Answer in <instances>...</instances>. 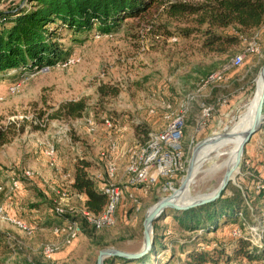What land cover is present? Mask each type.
I'll use <instances>...</instances> for the list:
<instances>
[{
	"label": "rangeland",
	"instance_id": "374dc122",
	"mask_svg": "<svg viewBox=\"0 0 264 264\" xmlns=\"http://www.w3.org/2000/svg\"><path fill=\"white\" fill-rule=\"evenodd\" d=\"M23 1L0 0V11L23 5ZM168 1L198 5L209 0ZM167 9L166 3L153 6L139 17L123 19L110 33L98 34L92 28L75 40L69 30L60 29L58 41L68 53L65 60L32 72L0 75V129L9 137L0 147V264H95L97 252L103 248L138 251L146 211L178 187L193 146L206 136L226 132L251 106L264 60V22L246 30L217 28L199 23L198 14ZM211 32L235 34L237 39L205 43ZM235 59H242L239 66L233 64ZM225 71L230 76L227 79ZM79 100L85 105L79 116L46 117L60 103ZM178 115L182 118L181 166L167 178L158 177L149 188L127 184V150L143 143L146 134L162 132ZM83 160L99 190L110 183L132 188L123 190L111 221L100 227L91 226L81 215L85 198L72 188L75 166ZM243 161L253 164L258 181L264 183V118L245 143L225 193L247 190ZM108 165L114 168L110 179ZM207 166H201L188 185V193L195 199L211 194L223 177L222 173L205 174ZM39 202L43 205L41 218L51 214L53 206L55 212L83 218L91 237L78 222V230L59 231L37 223L40 218L29 209ZM261 209L264 202L250 211L251 219L248 215L242 220L244 230L256 226L250 227L253 245L264 235ZM17 221L26 228L19 229ZM153 222L160 239L167 234L191 235L169 218ZM228 228L224 225L204 239H224ZM161 243L163 256H156L153 264H161L158 260H165L163 264L167 260L168 264L184 262L176 245ZM240 257L235 258L227 248L217 255L216 264H264V256L257 260Z\"/></svg>",
	"mask_w": 264,
	"mask_h": 264
},
{
	"label": "trees",
	"instance_id": "16d2710c",
	"mask_svg": "<svg viewBox=\"0 0 264 264\" xmlns=\"http://www.w3.org/2000/svg\"><path fill=\"white\" fill-rule=\"evenodd\" d=\"M23 2V5L18 4L0 11L1 77L6 76L10 71L32 72L34 69L52 67L65 60L68 53L58 41L60 29L69 30L73 40L78 39V34L88 33L92 28L98 34H107L112 32L123 19L139 17L151 7H158L159 4L166 3L170 13L198 14L199 23H208L217 28L236 26L237 30H246L264 22V0H209L198 5L179 1L165 2V0H24ZM209 37L205 43H232L237 39L235 34L223 35L212 32ZM84 108V102L80 100L63 102L46 117L59 119L79 116ZM148 138L146 134L145 139L141 140L143 143H138L136 146L145 144ZM8 141L6 131L0 129V147ZM88 166V162L84 160L75 166L72 188L85 196L83 210L97 215L105 207L107 197L88 176L86 171ZM241 168L243 177L249 185L244 193L237 190L235 193L227 194L225 188L213 201L184 210L166 209L158 216L157 221L169 218L181 231L191 233L190 236L180 238L167 234L160 239L153 222L152 245L146 254L133 260L110 256L104 259L103 264H125L128 261L137 264H153L157 259L156 256L160 258L163 256L162 241L173 243L178 247L179 253L184 257L182 264H216L217 255L226 252L227 248L231 249L235 258L240 256L243 259L245 257L254 260L262 258L264 256V235L253 245L250 227L256 226H246L247 230H244L242 220H247L245 216L248 215L250 216L248 219H251L254 206L264 202V187L253 191V187H256L260 178L253 164H245L243 161ZM12 180L16 181L18 186V181ZM122 197L123 190L121 199ZM42 206L39 202V204H34L29 211L34 210L36 214H40ZM50 208L52 213H45L43 218L40 215L37 223L42 222V226L50 228H65L67 225L78 222L81 230L91 237V229H87V223L83 218L69 216L63 212L57 213L53 206ZM251 210H253L252 213ZM262 212L264 209L260 210V217ZM260 217L256 221L252 220L251 224L257 223ZM224 225H229L228 230L224 232V239H204L206 234L213 233ZM232 227L239 232L238 236L230 235ZM164 261L158 260L161 264ZM169 262L167 260L166 264ZM36 264L48 263L38 262Z\"/></svg>",
	"mask_w": 264,
	"mask_h": 264
},
{
	"label": "bare ground",
	"instance_id": "6f19581e",
	"mask_svg": "<svg viewBox=\"0 0 264 264\" xmlns=\"http://www.w3.org/2000/svg\"><path fill=\"white\" fill-rule=\"evenodd\" d=\"M260 89L261 81L260 79H258V87H256L255 94L251 100V106L247 108V111L244 112V114L234 123L232 127H230V129H228L224 133L214 134L210 138H207V140L202 143V145L199 146L198 149L195 151L191 177L188 180L186 187L182 190H179L178 194L176 195L177 197L175 196L176 202L181 203L182 200H185V202H183V204H185L198 199H195V197H191L187 189L195 173L202 170L201 166H206L208 164V166L203 170V172L208 175L216 173H222L224 175L226 171L236 168L237 150L240 146L244 133L248 130L254 120L255 108L258 102ZM181 125L182 118L179 115L175 116L162 132H151L145 144L141 146H134L127 150L128 152L125 173L128 176V183L137 185L139 184L142 175H144L141 184H143L145 188H149L150 185L155 184V182L157 181L156 179L158 177L167 178L171 176L174 171L181 166V161L184 154L180 144V138L182 136ZM173 126H176V142L164 143L163 146L162 142L164 135H166V133H168L173 128ZM151 144H154L156 146H153V148H151ZM148 149L150 150L147 151ZM164 151L177 153V155L179 156L178 166H170L168 167V171L158 172V159L164 156ZM106 175L109 179L113 177V166L108 165L106 167ZM100 190L107 197V203L103 210L97 215H94L86 210H82L81 214L88 221V223L94 227H100L103 224H106L111 221L114 209L116 205L119 204L122 195V190H124V188L110 183L108 185L103 186ZM64 195L65 192L62 193V196ZM129 196L132 197L133 195L129 194ZM132 200L133 202L135 201L134 198H132ZM150 209L148 210V212L150 211ZM57 213H62V211H59ZM107 213L108 218H106ZM261 221L263 222L260 224V226L264 229V218H262ZM15 224L19 229L24 230L26 228V225L21 223L20 221H17ZM65 228L67 230H78L77 224L75 222L70 225H67ZM55 230L59 231V228L56 227ZM236 233L237 234L233 236L239 235L238 231H236ZM47 252L48 250H46V253Z\"/></svg>",
	"mask_w": 264,
	"mask_h": 264
},
{
	"label": "water",
	"instance_id": "95a60500",
	"mask_svg": "<svg viewBox=\"0 0 264 264\" xmlns=\"http://www.w3.org/2000/svg\"><path fill=\"white\" fill-rule=\"evenodd\" d=\"M258 79L261 81V89L259 93V98L258 102L255 108V117L248 128V130L244 133L240 146L237 150V156H236V168L230 169L226 171L218 184V186L215 188V190L209 194L206 195L205 197H202L200 199H196L194 201H191L187 204L183 203H178L175 200V196L178 194L179 190H182L183 188L186 187L188 180L191 177V172H192V167H193V162H194V156H195V151L198 149L199 146L204 143L207 138H210L211 136H206L203 139L199 140L192 148L190 157L187 162V166L185 169V174L182 176L180 183L177 188H173L171 193L165 197H160V201L156 203L155 205L153 204L149 208L150 211L144 216V221H143V241L140 249L136 252H125L116 248H103L98 250L97 256H96V263L95 264H103V261L106 257L110 256H120L123 258H126L128 260H133L137 259L144 254H146L152 245V222L157 219V217L165 210V209H175V210H184L188 209L191 207H195L210 201L215 200L216 198L219 197L220 193L226 188L227 184L231 181L232 179V174L234 171H237L238 165L240 162L241 154L243 151V147L245 143L250 139L251 135L255 133L260 125L261 122L264 118L263 115V105H264V60L262 62V65L258 71Z\"/></svg>",
	"mask_w": 264,
	"mask_h": 264
},
{
	"label": "built area",
	"instance_id": "2783aa9c",
	"mask_svg": "<svg viewBox=\"0 0 264 264\" xmlns=\"http://www.w3.org/2000/svg\"><path fill=\"white\" fill-rule=\"evenodd\" d=\"M240 62H242V59H235L233 61V64L236 66H239ZM210 110H211V107L209 108V111ZM202 116H206V115H202ZM175 128H176V126H173V128L168 133H166V135H164L163 142H162L163 146H164V143L176 142L177 135H175ZM153 146H156V145L151 144V148H153ZM150 149H148L147 151H149ZM178 158H179V156L177 155V153H171L170 151H164V156L162 158L158 159V161H159L158 172L168 171V167H170V166H178ZM143 176L144 175H142V178H143ZM142 178L140 179L139 186H141ZM128 186H130V185H128ZM262 187H264V183L261 181H258L256 183V187H254L253 191L256 189H262ZM140 190H141V187H140ZM0 193H1V184H0ZM0 215H1V205H0ZM106 218H108V213L106 215ZM235 234H237L236 230L234 227H232V229L230 231V235H235Z\"/></svg>",
	"mask_w": 264,
	"mask_h": 264
},
{
	"label": "crops",
	"instance_id": "0c3cea01",
	"mask_svg": "<svg viewBox=\"0 0 264 264\" xmlns=\"http://www.w3.org/2000/svg\"><path fill=\"white\" fill-rule=\"evenodd\" d=\"M226 73H227V74H226ZM224 76H225L224 79H227V77H228V78L230 77L229 74H228V72H226V71H225V73H224ZM232 81H233V80H232ZM127 177H128V176H127ZM127 177H126L127 180L125 181L126 183H128V178H127ZM125 189H126V190H125ZM135 189H136V187H135L133 190H135ZM129 190H132V188H131V187H130V189H128V187H125V188H124V192H125V191L128 192ZM134 192H135V191H134ZM83 196H84V195H83ZM84 198H85V196H84ZM31 211H34V210H31ZM34 212H35V211H34ZM34 215H35V217L40 218V214H36V213H35ZM16 217H17V216H16ZM51 230H52V228H51ZM68 244H69V243H68ZM67 246H69V245H67ZM67 246H66V247H67Z\"/></svg>",
	"mask_w": 264,
	"mask_h": 264
}]
</instances>
